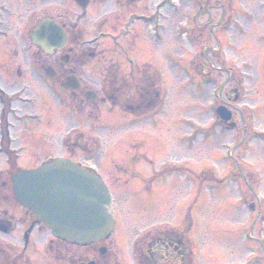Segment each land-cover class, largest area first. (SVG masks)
I'll list each match as a JSON object with an SVG mask.
<instances>
[{
    "label": "rangeland",
    "instance_id": "rangeland-1",
    "mask_svg": "<svg viewBox=\"0 0 264 264\" xmlns=\"http://www.w3.org/2000/svg\"><path fill=\"white\" fill-rule=\"evenodd\" d=\"M146 2L166 6L167 19L164 39L151 48L160 90L145 111L110 103L83 111L79 100L50 88L47 54L41 51L37 68L30 43L3 47L0 139L8 131L12 154L5 137L0 173L12 158L17 168H33L81 140L87 147L73 155L93 157L89 163L105 175L117 198V226L100 244L71 246L73 254L105 246L110 264H137L135 242L161 228L190 242L194 252L186 264H264V0H206L199 11L195 0H176L178 9L172 0ZM133 93L122 91L128 99ZM222 104L233 112L236 129L219 124L215 109ZM6 207L0 198V214ZM45 233L40 241L50 236ZM8 237L0 233L1 241ZM175 248L167 237L154 247L152 264H183L182 249Z\"/></svg>",
    "mask_w": 264,
    "mask_h": 264
},
{
    "label": "flooded vegetation",
    "instance_id": "flooded-vegetation-1",
    "mask_svg": "<svg viewBox=\"0 0 264 264\" xmlns=\"http://www.w3.org/2000/svg\"><path fill=\"white\" fill-rule=\"evenodd\" d=\"M146 1L0 0V64L2 56H6L3 47L7 43L25 41L34 50L37 68L41 51L47 54L43 68L50 88L79 100L81 110L86 111L93 104L99 110V104L110 103L129 112L145 111L152 106V92L160 90L158 75L150 67L151 48L152 43L162 41L161 25L167 19L166 6H148ZM40 9H46V13L39 15ZM44 18L58 24L66 35L64 45L49 53L33 42V32ZM182 29L176 26L175 34L183 36ZM48 67L50 78L46 75ZM18 73L22 74L20 67ZM125 89L135 92L132 99L123 97ZM89 92H94L95 100ZM1 188H7V183L3 182ZM6 191L0 197L7 203L0 214V233L9 237L0 240V264H81L89 260L110 264L109 256H103L107 249L105 252L98 249V254L96 250L90 255L73 254L70 248L73 245L56 243L35 214L17 204L14 195ZM7 228L9 232H3ZM45 231L51 237L40 241V233L47 236ZM146 248L144 242L140 254Z\"/></svg>",
    "mask_w": 264,
    "mask_h": 264
},
{
    "label": "water",
    "instance_id": "water-1",
    "mask_svg": "<svg viewBox=\"0 0 264 264\" xmlns=\"http://www.w3.org/2000/svg\"><path fill=\"white\" fill-rule=\"evenodd\" d=\"M35 35L46 50L59 47L66 39L63 30L48 19L38 26ZM223 110L218 109L228 119ZM12 181L22 205L62 239L89 244L107 238L114 229L109 191L69 159H55L35 170L18 172Z\"/></svg>",
    "mask_w": 264,
    "mask_h": 264
}]
</instances>
